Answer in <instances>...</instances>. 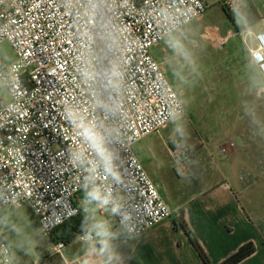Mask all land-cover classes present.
Wrapping results in <instances>:
<instances>
[{"label": "built area", "instance_id": "2783aa9c", "mask_svg": "<svg viewBox=\"0 0 264 264\" xmlns=\"http://www.w3.org/2000/svg\"><path fill=\"white\" fill-rule=\"evenodd\" d=\"M244 1L212 4L231 15ZM210 7L209 0H0V45L15 53L10 63L0 55L7 92L0 211L29 206L49 238L90 206L109 210L127 238L171 218L135 153L141 139L185 113L152 49ZM259 23L249 56L264 80V16ZM96 239L89 230L77 240ZM0 264H17L2 241Z\"/></svg>", "mask_w": 264, "mask_h": 264}, {"label": "rangeland", "instance_id": "374dc122", "mask_svg": "<svg viewBox=\"0 0 264 264\" xmlns=\"http://www.w3.org/2000/svg\"><path fill=\"white\" fill-rule=\"evenodd\" d=\"M209 2L211 7L203 17L171 35L168 45L178 43L183 53L175 61L162 64L185 113L155 136L171 143L182 162L183 155L195 152L185 165L193 166L188 174L181 171L182 163L154 170L156 184L169 202L181 198L185 188L197 181L195 168L221 166L220 156L206 160L205 154H224V149L237 161L242 190L252 189L256 196L264 197V91L249 57L261 29L264 0H245L241 9L231 15L213 5L212 0ZM245 9L248 15H244ZM0 55L7 63L15 60L9 43L0 45ZM0 94L6 96L7 92L2 90ZM225 104L229 107H222ZM5 228L6 235L18 246L24 245L30 255L35 257L34 250L43 249L40 260L48 259L54 252L50 238L40 234L25 208L14 210L5 221ZM7 239L3 242L11 245Z\"/></svg>", "mask_w": 264, "mask_h": 264}, {"label": "crops", "instance_id": "0c3cea01", "mask_svg": "<svg viewBox=\"0 0 264 264\" xmlns=\"http://www.w3.org/2000/svg\"><path fill=\"white\" fill-rule=\"evenodd\" d=\"M169 38L161 42L159 49L157 46L152 49V55L161 66L175 61L183 53L178 43L168 45ZM257 74L262 79V88L263 77L258 70ZM225 106L229 107L222 105ZM161 130L144 137L135 146L137 157L155 183L154 170L167 165L174 167L182 163L181 171L188 174L193 166H185L186 162L195 154L189 151L186 156L183 155L185 162L180 161L179 154L170 146L172 144L161 136H155ZM220 154H205L206 160L211 156H220L218 165L221 166L195 168L197 181L185 188L181 198L176 197L172 202L164 198L173 212L172 217L138 237L127 238L110 211L100 212L95 206H90L85 218L90 230L97 236L95 241L76 240L60 253L52 252L48 259L40 260V250L43 249L36 248L34 257L24 245V248L18 246L13 238L6 235L5 221L16 209L0 211V215L3 214L0 241L8 237V242H12L7 246L17 264H110L111 256L119 264H205L188 235L174 228V218L183 215L192 235L207 255L209 264H221L249 242L254 244L255 251L238 264H264V197L256 196L252 189L242 190L236 159L228 154V150ZM21 208H25L33 220L30 207L23 205ZM55 244L50 237L51 249Z\"/></svg>", "mask_w": 264, "mask_h": 264}, {"label": "trees", "instance_id": "16d2710c", "mask_svg": "<svg viewBox=\"0 0 264 264\" xmlns=\"http://www.w3.org/2000/svg\"><path fill=\"white\" fill-rule=\"evenodd\" d=\"M246 10L247 9H245L244 11V15H248V12ZM225 13L229 15L227 12ZM248 21L250 22V24L253 23L251 16H248ZM173 221H174V228L176 230H182L188 235L199 257L202 259V261L205 264H209V259L207 255L205 254L203 248L198 243L196 238L192 235L183 215H179L175 217ZM89 230H90V227L85 218V214H79L78 216L66 221L61 226L56 228L51 235V239L54 243H57V244L61 243L65 247L69 245L70 243L76 241L81 234H84L88 232ZM254 251H255L254 244L252 242H249L243 245L234 255L227 258L221 264H238L241 261L248 258L250 255H252ZM109 262L110 264H119V262L113 256L109 257Z\"/></svg>", "mask_w": 264, "mask_h": 264}]
</instances>
